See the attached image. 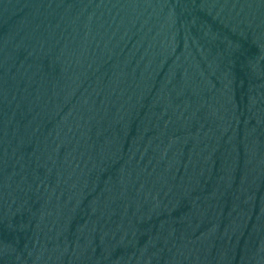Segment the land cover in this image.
<instances>
[{"label":"water","instance_id":"95a60500","mask_svg":"<svg viewBox=\"0 0 264 264\" xmlns=\"http://www.w3.org/2000/svg\"><path fill=\"white\" fill-rule=\"evenodd\" d=\"M0 264H264V0H0Z\"/></svg>","mask_w":264,"mask_h":264}]
</instances>
